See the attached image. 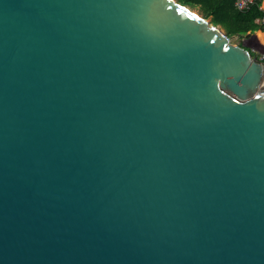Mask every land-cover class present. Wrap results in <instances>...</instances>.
<instances>
[{
	"label": "water",
	"instance_id": "water-1",
	"mask_svg": "<svg viewBox=\"0 0 264 264\" xmlns=\"http://www.w3.org/2000/svg\"><path fill=\"white\" fill-rule=\"evenodd\" d=\"M263 79L178 0H0V264H264Z\"/></svg>",
	"mask_w": 264,
	"mask_h": 264
},
{
	"label": "trees",
	"instance_id": "trees-1",
	"mask_svg": "<svg viewBox=\"0 0 264 264\" xmlns=\"http://www.w3.org/2000/svg\"><path fill=\"white\" fill-rule=\"evenodd\" d=\"M191 6H199L205 12L206 17H212L213 23L221 25L230 38L243 37L260 29L264 31V25L260 20L264 16L261 9L263 0L249 11H240L235 6L236 0H182Z\"/></svg>",
	"mask_w": 264,
	"mask_h": 264
},
{
	"label": "rangeland",
	"instance_id": "rangeland-1",
	"mask_svg": "<svg viewBox=\"0 0 264 264\" xmlns=\"http://www.w3.org/2000/svg\"><path fill=\"white\" fill-rule=\"evenodd\" d=\"M178 1L184 3L182 0H178ZM192 7L201 15L206 17V14L201 7L199 6H192ZM209 20L213 22L212 17H210ZM231 42L234 45H240L246 47L247 49L252 51L254 57H256L259 61L264 62V31L262 29L254 33L247 34L243 37L234 36L231 38Z\"/></svg>",
	"mask_w": 264,
	"mask_h": 264
},
{
	"label": "built area",
	"instance_id": "built-area-1",
	"mask_svg": "<svg viewBox=\"0 0 264 264\" xmlns=\"http://www.w3.org/2000/svg\"><path fill=\"white\" fill-rule=\"evenodd\" d=\"M260 0H236L235 1V6L238 10L240 11H249L251 10L254 6L258 4ZM261 9L264 10V0L263 4L261 6ZM260 23L264 25V16L260 20Z\"/></svg>",
	"mask_w": 264,
	"mask_h": 264
},
{
	"label": "bare ground",
	"instance_id": "bare-ground-1",
	"mask_svg": "<svg viewBox=\"0 0 264 264\" xmlns=\"http://www.w3.org/2000/svg\"><path fill=\"white\" fill-rule=\"evenodd\" d=\"M262 86H264V79H263V81H262V83H261V85H260V88H261Z\"/></svg>",
	"mask_w": 264,
	"mask_h": 264
}]
</instances>
